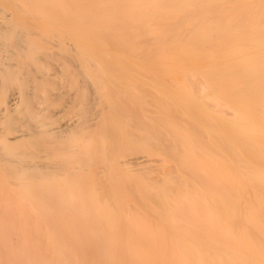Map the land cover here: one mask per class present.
<instances>
[{"label": "bare ground", "instance_id": "6f19581e", "mask_svg": "<svg viewBox=\"0 0 264 264\" xmlns=\"http://www.w3.org/2000/svg\"><path fill=\"white\" fill-rule=\"evenodd\" d=\"M0 207V264H264V0H0Z\"/></svg>", "mask_w": 264, "mask_h": 264}, {"label": "rangeland", "instance_id": "374dc122", "mask_svg": "<svg viewBox=\"0 0 264 264\" xmlns=\"http://www.w3.org/2000/svg\"><path fill=\"white\" fill-rule=\"evenodd\" d=\"M57 112H55V116L56 117H62L61 118V120L59 121V124H64V122L66 123L68 120V118H63V114H61V113H58L59 112V110H56ZM65 119L67 120V121H65ZM75 118H72L71 119V121L72 120H74ZM92 130H94V128L92 127L91 128V131ZM137 158H145V156L143 155H140V156H138V155H135ZM136 157H131L130 156V158H126V159H124L123 161H128L129 160V165H128V163L127 164H125V165H123L124 166V168L122 167V169H127V170H133L134 169V171H135V169H138V168H140L141 166L142 167H144L145 166V163L146 162H144L143 163V161H144V159H138V162L137 161H135L137 158ZM136 158V159H135ZM145 160H147V159H145ZM130 162L132 163V164H130ZM140 162V163H139ZM138 163H139V165H138ZM134 164V165H133ZM133 166V167H131V166ZM137 165V166H136ZM147 165V164H146ZM126 166H127V168H126ZM94 167H96V166H94ZM94 167H91V168H93V169H87L88 171H86L87 173H89L91 176H93V177H97V176H99V171L100 170H98L99 168H94ZM129 167V168H128ZM133 168V169H132ZM98 170V172L97 173H95L94 171H97ZM94 174H97V175H94ZM4 187L7 189V190H11V188H14V187H12V185H8V184H6V185H4ZM11 187V188H10ZM7 193V192H6ZM10 193V192H9ZM9 193H7L8 195H9V197L11 196L12 197V195L13 194H9ZM5 195V194H4ZM8 195L6 196V198L8 197ZM10 197V198H11ZM13 198H14V195H13V197L11 198L12 200H13ZM8 201H10V199H8ZM17 208H12L11 210H12V212H11V210L9 211V210H7L8 212H10V214H8L7 212H6V210L4 209V208H1L0 207V221L1 220H16V219H18V218H20V216L17 214V212H18V210H16ZM13 212H15V213H13ZM9 216V217H8ZM6 217V218H5ZM27 217H29V219H30V216H27ZM43 245V246H42ZM136 248L138 249V250H140V251H142V252H146V251H153V252H156L158 249H159V244H156L154 241H151L150 243H143V242H141V243H137L136 245ZM9 247H10V249L11 250H2V252H1V260H2V263H7V262H9L10 260H11V254H15V253H17L18 252V244H17V242H15L14 240H11V242L9 243ZM38 247L39 248H41V249H43V247L45 248V245L44 244H40V245H38ZM120 249H125V247L124 246H121V245H119L118 247H117V250H120ZM118 255V254H117ZM119 256V255H118ZM121 258V257H120ZM122 260V259H121ZM122 261H128V260H122Z\"/></svg>", "mask_w": 264, "mask_h": 264}]
</instances>
